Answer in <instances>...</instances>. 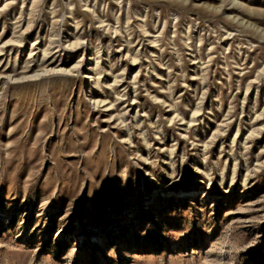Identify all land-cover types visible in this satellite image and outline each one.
Here are the masks:
<instances>
[{
	"label": "rangeland",
	"instance_id": "rangeland-1",
	"mask_svg": "<svg viewBox=\"0 0 264 264\" xmlns=\"http://www.w3.org/2000/svg\"><path fill=\"white\" fill-rule=\"evenodd\" d=\"M0 264H264V0H0Z\"/></svg>",
	"mask_w": 264,
	"mask_h": 264
}]
</instances>
